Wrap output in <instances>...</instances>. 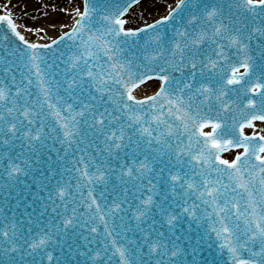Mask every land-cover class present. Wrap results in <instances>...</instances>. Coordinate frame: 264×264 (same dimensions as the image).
Listing matches in <instances>:
<instances>
[{
	"label": "snow or ice",
	"instance_id": "obj_1",
	"mask_svg": "<svg viewBox=\"0 0 264 264\" xmlns=\"http://www.w3.org/2000/svg\"><path fill=\"white\" fill-rule=\"evenodd\" d=\"M140 3L0 6V264H264V0Z\"/></svg>",
	"mask_w": 264,
	"mask_h": 264
},
{
	"label": "water",
	"instance_id": "obj_2",
	"mask_svg": "<svg viewBox=\"0 0 264 264\" xmlns=\"http://www.w3.org/2000/svg\"><path fill=\"white\" fill-rule=\"evenodd\" d=\"M57 4V9L53 10L50 5V0H11L9 5L17 23L21 26V30H24V26H31L35 28H44L45 33H28L25 35L31 40H38L42 38V42H47L49 39H54L61 34L63 30H66L67 26H70L72 22V14L70 12L62 11L61 9L77 7L81 5L82 0H51ZM174 3V0H153V7L147 8L144 5V0H141L139 5H134L129 13L126 14L128 20V26L139 27L145 22H151L153 19H158L159 16L165 14L166 4ZM5 4V0H0V6ZM47 5V7H46ZM44 13H47L45 16ZM55 25V27H53ZM61 25L66 26L61 28ZM158 81L154 78L149 82L140 85L135 90V94L138 97L145 95H151L157 88ZM258 127L253 129L246 126L245 132L251 134L253 131L264 134L261 130L264 129V123L257 122ZM210 127L205 130L210 131ZM241 151H228L223 155L226 158H234L235 153Z\"/></svg>",
	"mask_w": 264,
	"mask_h": 264
}]
</instances>
